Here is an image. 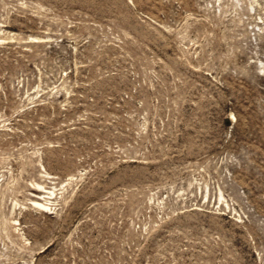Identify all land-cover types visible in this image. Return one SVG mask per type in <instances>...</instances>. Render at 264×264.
I'll list each match as a JSON object with an SVG mask.
<instances>
[{
	"label": "rangeland",
	"instance_id": "1",
	"mask_svg": "<svg viewBox=\"0 0 264 264\" xmlns=\"http://www.w3.org/2000/svg\"><path fill=\"white\" fill-rule=\"evenodd\" d=\"M0 264H264V0H0Z\"/></svg>",
	"mask_w": 264,
	"mask_h": 264
},
{
	"label": "bare ground",
	"instance_id": "2",
	"mask_svg": "<svg viewBox=\"0 0 264 264\" xmlns=\"http://www.w3.org/2000/svg\"><path fill=\"white\" fill-rule=\"evenodd\" d=\"M41 188V186L40 185H37L34 189H33V191L36 193L35 195H33L32 197H33V203L34 204H36V205H39V206H43L44 207V204L43 203H41V202H39L40 201V198L42 197V198H44V200H45V198L47 197V196H49V194H52V193H50V191H47V190H45V189H40ZM46 206V205H45Z\"/></svg>",
	"mask_w": 264,
	"mask_h": 264
}]
</instances>
